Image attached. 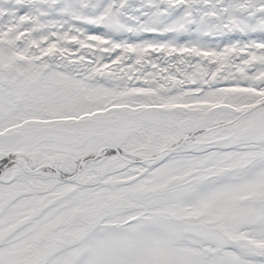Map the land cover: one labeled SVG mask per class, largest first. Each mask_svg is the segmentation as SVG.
Returning a JSON list of instances; mask_svg holds the SVG:
<instances>
[{
    "label": "snow or ice",
    "instance_id": "snow-or-ice-1",
    "mask_svg": "<svg viewBox=\"0 0 264 264\" xmlns=\"http://www.w3.org/2000/svg\"><path fill=\"white\" fill-rule=\"evenodd\" d=\"M0 264H264V0H0Z\"/></svg>",
    "mask_w": 264,
    "mask_h": 264
}]
</instances>
